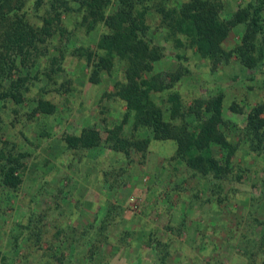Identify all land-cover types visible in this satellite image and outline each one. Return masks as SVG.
Instances as JSON below:
<instances>
[{"label": "rangeland", "instance_id": "374dc122", "mask_svg": "<svg viewBox=\"0 0 264 264\" xmlns=\"http://www.w3.org/2000/svg\"><path fill=\"white\" fill-rule=\"evenodd\" d=\"M59 1V10L66 1L75 6ZM184 1L163 6L176 9ZM217 1L226 21L251 0ZM51 3L25 1L29 23L39 27ZM112 6L111 0L106 12ZM144 21V40L160 53L147 75L160 73L169 82L151 94L165 120L177 97L184 116L176 122L194 132V101L222 95L220 129L234 146L227 176L193 171L170 139L137 149L133 144L149 131L134 126L115 94L122 63L113 58L108 71L99 69L96 82L90 80L105 27L87 31L78 12L61 13L64 32H52L25 63L17 56L10 71L9 80L28 76L23 100L0 107V148L19 157L21 178L15 188L0 181V264H264V150L250 149L245 134L248 113L264 105V52L252 68L233 54L213 64L184 35L171 34V18L152 5ZM5 23L0 19V56ZM245 30L244 22L233 25L221 47L236 48ZM38 99L54 105L51 114L35 111ZM88 128L98 133L96 146L64 141ZM211 154L223 156L215 148Z\"/></svg>", "mask_w": 264, "mask_h": 264}, {"label": "trees", "instance_id": "16d2710c", "mask_svg": "<svg viewBox=\"0 0 264 264\" xmlns=\"http://www.w3.org/2000/svg\"><path fill=\"white\" fill-rule=\"evenodd\" d=\"M25 1L29 0H0V19L9 21L5 23L1 44L4 54L0 56V107L6 100L14 103L23 100L21 89L27 83V74L9 80L17 56L25 63L32 52H39L42 43L52 36V32L62 34L64 28L60 25V15L73 10L80 14V23L87 31L99 23L105 27L95 45L100 55L90 80L96 82L99 69L108 71L113 58L122 63L123 80L115 85V94L124 101L127 116L131 117L134 126L149 131L148 137L133 145L141 150L150 139H170L175 143L177 156L193 171L202 175L210 174L216 179L227 176L234 146L220 129L222 95L218 93L205 100L194 101L197 110L190 108L197 118L194 132L187 130L182 119V122H176L179 116H184L177 97L171 98L168 119H164L162 109L155 104L151 94L164 90L169 82L160 73L147 75L152 70L153 62L159 59L160 53L144 40L147 30L144 15L152 5L162 16L170 17L167 30L171 34L184 35L196 52L213 64L226 61L233 54L243 66L252 68L258 60L261 61L264 52V47H256L255 44L257 40L264 43V0H251L226 21L219 18L220 3L217 0H186L176 9H165V0H112L113 6L107 12L111 0H70L75 6L67 5L66 1L61 10L59 7L63 2L51 0L54 11L46 10L39 27L30 24L26 18L27 10L22 8ZM34 3L38 5L41 0H32V5ZM240 22L246 24L240 44L231 51H225L221 47L222 41L229 29ZM93 55L89 51L87 59H91ZM167 76L168 79H177L179 74ZM35 103V111L42 114H51L54 109V105L47 100L38 99ZM260 113H263V117L259 116ZM245 134L250 149L264 150V105L253 107L248 113ZM64 141L69 147L89 148L98 144L99 136L95 129L88 128L79 135H65ZM212 148L221 151L223 156L212 155ZM202 150L207 152L203 153ZM19 165L17 155L12 154L8 148H0V181L3 185L10 188L19 185ZM236 178H239V174Z\"/></svg>", "mask_w": 264, "mask_h": 264}]
</instances>
